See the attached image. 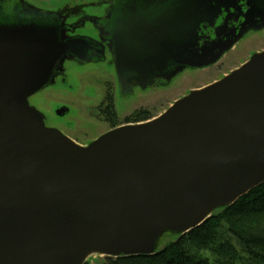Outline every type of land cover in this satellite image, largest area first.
<instances>
[{
	"label": "water",
	"instance_id": "1",
	"mask_svg": "<svg viewBox=\"0 0 264 264\" xmlns=\"http://www.w3.org/2000/svg\"><path fill=\"white\" fill-rule=\"evenodd\" d=\"M210 3L183 0L132 30L133 48L144 52L125 63L160 70L136 73V82L167 77L169 60L210 67L248 30L264 29L245 22L222 38L225 26L203 21ZM65 51L28 26L0 30V264L153 255L163 235H186L264 183V50L158 117L87 146L47 127L28 103L54 81Z\"/></svg>",
	"mask_w": 264,
	"mask_h": 264
},
{
	"label": "rangeland",
	"instance_id": "2",
	"mask_svg": "<svg viewBox=\"0 0 264 264\" xmlns=\"http://www.w3.org/2000/svg\"><path fill=\"white\" fill-rule=\"evenodd\" d=\"M82 2L85 7H76ZM3 4L4 14L9 18H12V15L20 18L31 17V12L27 10H30L29 6L32 5L52 11V14L62 11V15L68 14L65 18L67 25L80 29L76 33L92 37L104 26L100 20L109 19L111 14L115 17L117 28L125 16L133 13L130 8L134 5L142 6L143 0H4ZM19 4L24 5V11L18 10ZM182 4L183 0L161 1L153 6L154 11L149 10L148 16L155 19L173 13L172 9ZM76 8L78 9L75 11ZM67 9L68 13L63 12ZM120 32L123 33L121 30ZM263 50L264 29L252 31L210 67H179L167 77L152 84L148 81L144 84L133 82L127 87L120 86L112 74L103 71H110L104 61L95 63L67 59L54 81L30 97L28 103L43 114L47 125L52 126V123L58 121L55 117L57 111L63 109V106L58 109L59 106L65 105L68 114L62 117L61 122H75L74 129L67 137L74 142L86 144L108 130L106 122L111 119V115L115 114L116 125H123L126 119L133 122L130 124H136L132 117L140 112H148L151 117L156 118L176 100L187 96L193 90L218 81ZM110 106L113 111L108 110ZM224 237L228 238V235L225 234ZM174 239L172 235H163L158 241L157 251L162 250ZM231 241L241 252L240 244L234 239ZM102 259L104 257L92 255L87 258V264H99Z\"/></svg>",
	"mask_w": 264,
	"mask_h": 264
},
{
	"label": "flooded vegetation",
	"instance_id": "3",
	"mask_svg": "<svg viewBox=\"0 0 264 264\" xmlns=\"http://www.w3.org/2000/svg\"><path fill=\"white\" fill-rule=\"evenodd\" d=\"M3 1L4 0H0V30H2L3 32V30L5 29H17L20 27L28 26L29 28H33L34 31H36L37 33L44 34L46 38L53 37L54 39H56L57 44L65 45L66 51H65V56L63 58V63L67 59H73L80 62L94 61L95 63L96 62L100 63L104 61L105 66H107L111 72L107 70H103V71L112 74L113 78L116 79L117 83L122 87H126L128 82L129 83L136 82L135 81L137 80L135 75L136 73L142 75L152 74V76L160 73V70L158 68L155 69V67H153V69H151V71L148 72H146V70L150 68L147 67H143L144 69L137 71L134 70L132 67H128L129 65L125 63L129 58L133 56L139 57L140 55L138 54L141 55L143 54L144 50H142L143 49L142 47L135 46L133 48L134 45H132V38L130 35L135 27H136L135 30L139 32L138 25H140L144 30L145 20L150 18V16H148V12L149 10L150 12L154 11L152 8L153 6H155V3L149 5L143 4L142 6L139 7L137 5L132 6L130 9L133 13L130 14V16H125V19L120 23V25L117 28H116L117 22L115 21V17H113L110 14L109 19L100 20L101 23L103 22L104 26L102 27V29L99 30L100 34L96 32V34L92 36L93 38H95L93 39L92 37H87L80 34V32L76 33V31L80 29L75 28V26L67 25L65 18L68 17V14L62 15V11H60V13L58 14L57 13L52 14V11L39 9L38 5L35 6L32 5L29 6L30 10L29 9L27 10L31 12L32 14L31 17L26 18L21 16L20 18V17H14L12 15L11 16L12 18H9L8 16H5L6 13L4 14L5 4H3ZM159 1H164V0H159ZM209 1H211V3L206 6V12L203 14V18H204L203 21L208 19L207 23L209 24L210 22L215 26V28L220 25L225 26L227 29L225 31L224 30L222 31L221 34L222 38L224 36L229 35L232 29H239L245 22L248 24L247 27L249 26L257 27L264 22V0H209ZM17 6L19 11L20 9L23 10L24 5L19 4ZM76 7L78 8L85 7L84 2L80 3L79 5H76ZM78 8H76L75 11ZM63 12L68 13V9L63 10ZM120 30L124 33V38L122 40L124 41V46H123L124 50H122L120 40H116V37L117 38L119 37L118 34L121 33ZM252 31H258V30H248L245 33V35ZM214 32L215 30L209 28L207 31L204 32V34L207 35L209 34L211 38H214L213 35ZM123 52L124 55L121 54ZM63 63L60 64L59 62L57 69L55 71L56 72L55 77L61 71ZM176 67H177L176 62L173 60H169L168 63L166 64L164 71L172 72L176 69ZM118 74H121V76H118ZM152 76L150 77V79H152ZM155 81H158V79L151 80V83ZM62 106L64 107L65 105H60L58 109H60V107ZM65 111L66 112L64 114H58L57 112V116L55 117L57 118L58 121L52 123L53 126L46 124L45 117L44 120L47 127L57 129L62 134L67 136L68 133H71V130L74 129L75 122L73 123L70 121L66 123L61 122L62 117L64 116L66 117V115L68 114V108H66ZM107 121L108 122H106V124L108 125L107 127L108 130H106L105 132L99 135H103L104 133L112 129L122 126V125H116L115 114L111 115V119ZM124 122L125 123L123 125L133 123V122H129V120L127 119ZM89 143L90 142L86 144H82V143H77V144L81 146H87Z\"/></svg>",
	"mask_w": 264,
	"mask_h": 264
},
{
	"label": "trees",
	"instance_id": "4",
	"mask_svg": "<svg viewBox=\"0 0 264 264\" xmlns=\"http://www.w3.org/2000/svg\"><path fill=\"white\" fill-rule=\"evenodd\" d=\"M132 118L139 123L153 117L140 112ZM172 236L175 239L153 255L104 257L99 264H264V183L233 205L217 209L200 227Z\"/></svg>",
	"mask_w": 264,
	"mask_h": 264
}]
</instances>
